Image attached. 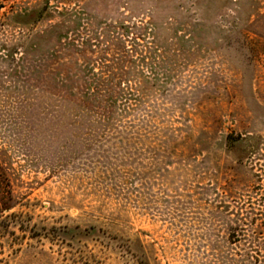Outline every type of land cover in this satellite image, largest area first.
I'll list each match as a JSON object with an SVG mask.
<instances>
[{
	"label": "rangeland",
	"instance_id": "obj_1",
	"mask_svg": "<svg viewBox=\"0 0 264 264\" xmlns=\"http://www.w3.org/2000/svg\"><path fill=\"white\" fill-rule=\"evenodd\" d=\"M0 264H264V0H0Z\"/></svg>",
	"mask_w": 264,
	"mask_h": 264
}]
</instances>
